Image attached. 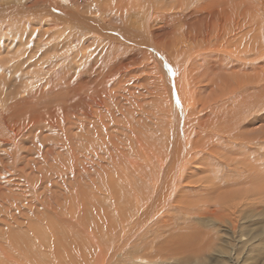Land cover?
<instances>
[{
  "label": "rangeland",
  "instance_id": "obj_1",
  "mask_svg": "<svg viewBox=\"0 0 264 264\" xmlns=\"http://www.w3.org/2000/svg\"><path fill=\"white\" fill-rule=\"evenodd\" d=\"M0 10V264H264V0Z\"/></svg>",
  "mask_w": 264,
  "mask_h": 264
},
{
  "label": "bare ground",
  "instance_id": "obj_2",
  "mask_svg": "<svg viewBox=\"0 0 264 264\" xmlns=\"http://www.w3.org/2000/svg\"><path fill=\"white\" fill-rule=\"evenodd\" d=\"M36 3H38V2H36ZM3 4H5V3H3ZM211 4V3H210ZM5 7V6H4ZM16 7V6H15ZM209 7H210V5H209ZM9 8V7H8ZM17 8V7H16ZM22 8V7H21ZM103 8V7H102ZM208 8V7H207ZM15 9V8H14ZM70 9V8H69ZM4 10V9H3ZM11 10V9H10ZM1 11V10H0ZM22 11H23V9H22ZM32 11V10H31ZM40 11V10H39ZM66 11V10H65ZM69 11V10H68ZM100 11V10H99ZM106 11V10H105ZM219 11V10H218ZM3 12V11H2ZM20 12V11H19ZM27 9L26 10H24L23 11V13H21V14H23V15H27ZM67 12V11H66ZM73 12V11H72ZM5 13V12H4ZM7 13V12H6ZM74 13V12H73ZM208 13V12H207ZM11 13H7V16H9ZM72 14V13H71ZM12 15V14H11ZM63 16V15H62ZM71 16H73V14L71 15ZM204 16V15H203ZM206 16V15H205ZM4 17V16H3ZM67 17V16H66ZM76 17V16H75ZM168 16L166 15L165 16V18H167ZM11 18V17H10ZM180 18V17H179ZM197 18V17H196ZM206 18H207V16H206ZM1 19V18H0ZM79 19H81L80 17H78V21H79ZM208 19V18H207ZM213 19V18H212ZM251 19V18H250ZM2 20V19H1ZM88 20V19H87ZM87 20H85V22L87 23V27H91L90 25H91V22H98V21H96V20H89V21H87ZM10 21V20H9ZM81 21V20H80ZM209 21V20H208ZM13 22V21H12ZM29 22V21H28ZM40 22V21H39ZM252 22V21H251ZM1 23V22H0ZM41 23V22H40ZM208 23V22H207ZM75 24H76V22H75ZM195 24V23H194ZM84 25V24H83ZM86 25V24H85ZM82 26V25H81ZM203 26V25H202ZM91 29H92V27H91ZM110 30H112V29H110ZM208 30V29H207ZM121 31V30H120ZM212 31V30H211ZM118 32V31H117ZM223 33V32H222ZM117 34V33H116ZM119 34V33H118ZM209 35V33L208 32H203L202 33V35L201 36H203V35ZM102 36H103V38H105V39H109L110 41H112V42H117V43H121V42H119L116 38H114V37H112L111 35L112 34H101ZM115 35V34H114ZM120 35V34H119ZM123 35V34H122ZM229 35V34H228ZM125 38H128V36H125V35H123ZM199 36V35H198ZM120 36H118V38H119ZM207 37V36H206ZM121 39V38H120ZM157 39H160V38H157ZM208 39V38H207ZM225 39V38H224ZM128 40H130L129 38H128ZM155 40V39H154ZM139 41V40H138ZM227 41V40H226ZM233 41V40H232ZM246 41V40H245ZM125 42V41H124ZM200 43H202V42H200ZM194 44V43H193ZM204 44V43H203ZM209 44V43H208ZM207 44V45H208ZM149 44H145V46L147 47ZM211 45V44H210ZM208 46V49L207 50H209L210 48H212V46ZM144 46V45H143ZM149 46H154V48L153 49H156V50H158V51H160L159 50V47H157V44L155 43V41L154 42H152ZM202 46V45H201ZM229 48V47H228ZM211 50V49H210ZM213 51H215V49L214 50H211V52H209L208 51V53H212ZM230 51V50H229ZM231 52V51H230ZM225 55V54H224ZM216 57V56H215ZM217 59V58H216ZM224 59V58H223ZM166 60V59H165ZM160 61V60H159ZM162 62V61H161ZM238 64V63H237ZM156 68V67H155ZM230 69V68H229ZM170 72V71H169ZM231 78V77H230ZM172 80V79H171ZM238 81V80H237ZM229 82H230V80H229ZM172 84V83H171ZM232 87V86H231ZM245 87V86H244ZM243 87V88H244ZM248 88V87H247ZM232 89V88H231ZM231 89H228L229 91L227 92L229 95H233L234 93H236V92H234L233 91V93H232V91H231ZM246 89V88H245ZM235 90V89H234ZM225 92H226V89L225 90H223V94H225ZM223 94H222V96H223ZM226 96V95H225ZM230 97V96H229ZM171 98V97H170ZM180 98V97H179ZM228 98V97H227ZM173 99V98H172ZM172 102H173V100H171ZM176 102V101H175ZM173 104V103H172ZM173 105H175V104H173ZM177 105V104H176ZM175 107V106H174ZM192 108V107H191ZM174 109V108H173ZM196 109V108H195ZM197 110V109H196ZM184 115V114H183ZM192 116V115H191ZM183 118V117H182ZM190 118V117H189ZM229 119H230V117H229ZM242 119V118H241ZM195 120V119H194ZM233 120H235V119H233ZM177 121V120H176ZM203 121V120H202ZM13 122V121H12ZM178 122V121H177ZM182 122H183V120H182ZM179 123H181V122H179ZM189 123V122H188ZM202 123V122H201ZM235 123V122H234ZM239 123V122H238ZM224 124V123H223ZM233 124V123H232ZM182 125V124H181ZM198 125V124H197ZM225 125V124H224ZM243 125V124H242ZM235 129H236V127H235ZM181 130V129H180ZM187 130V129H186ZM186 130H185V132H186ZM207 130V129H206ZM226 130V129H225ZM189 131V130H188ZM229 131V130H228ZM241 131V130H240ZM177 132V131H176ZM195 133H196V131H195ZM181 134H183V133H181ZM186 134V133H185ZM216 134V133H215ZM228 135V137L227 138H230V139H232L233 141H234V143L235 142H239V141H241L240 140V138L241 137H239V136H237V135H233V133H227ZM210 135V134H209ZM220 135H221V132H220ZM188 136V135H187ZM186 136V137H187ZM226 136V135H225ZM225 136H224V138H225ZM216 137V135L214 136V138ZM218 137V136H217ZM178 138V137H177ZM190 138V137H189ZM205 138V137H204ZM223 138V137H222ZM223 138V139H224ZM171 139V138H170ZM181 139V138H180ZM243 139V138H242ZM246 139V138H245ZM249 140V139H248ZM185 141V140H184ZM250 141V140H249ZM175 142V141H174ZM176 143V142H175ZM185 143V142H184ZM245 143H246V141H245ZM183 144V143H182ZM200 151V150H199ZM178 170V169H177ZM173 175V174H172ZM264 210V209H263ZM213 215V213H211V216ZM222 219V217H219V220H221ZM135 225H136V223H135ZM191 225V224H190ZM197 228V227H196ZM198 230V229H197ZM126 240V242H128L129 241V239L127 240V238L125 239ZM117 250V249H116ZM122 250V249H121ZM118 251V250H117ZM119 252V251H118ZM120 253V252H119ZM121 257V259H125L126 257V255H127V253H125V251L123 250V251H121V253L119 254ZM115 258H116V256H115ZM114 260V259H113ZM116 260V259H115ZM119 260V259H118Z\"/></svg>",
  "mask_w": 264,
  "mask_h": 264
}]
</instances>
